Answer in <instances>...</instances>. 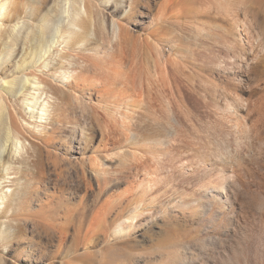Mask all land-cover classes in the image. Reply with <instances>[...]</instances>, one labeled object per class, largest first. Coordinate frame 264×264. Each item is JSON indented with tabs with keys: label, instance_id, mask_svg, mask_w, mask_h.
Listing matches in <instances>:
<instances>
[{
	"label": "rangeland",
	"instance_id": "374dc122",
	"mask_svg": "<svg viewBox=\"0 0 264 264\" xmlns=\"http://www.w3.org/2000/svg\"><path fill=\"white\" fill-rule=\"evenodd\" d=\"M114 1L102 7L104 15L111 14ZM212 1L199 9L197 20L192 12L185 20L172 17L150 36L146 19L155 0H136L128 21L129 33L143 36L142 67H148L150 59L160 58L157 88L149 94L152 107L148 111V107L137 105L139 118L146 114L168 119L177 133L173 144L163 149L139 142L132 145L129 138L120 142L110 139L108 147H130L156 156L141 164L155 165L156 172L150 178L156 183L144 194L153 200L136 208L123 203L104 212V197L117 193L129 196L142 177L130 182L133 169L121 172L122 184L94 200L92 188L73 176L78 165L72 158L52 161V155L67 151L78 138L75 128H59L54 133L56 143L43 150L41 173L33 180L22 211L8 218L14 232L5 242V250L0 246L4 264H176V260L182 261L178 264H264V54L248 59L233 47L232 37L226 36L222 39L224 48L210 56L215 73L194 71L189 79L175 71L178 57L175 51L170 53L175 42L198 44L206 40L202 34L211 26L207 16L217 14L218 2ZM40 8L34 9L30 21H36ZM218 8L223 16L224 3ZM263 14L258 13L259 17ZM197 60V64L204 62L200 57ZM218 63L222 65L216 67ZM126 65H130L128 59ZM223 83L231 85L237 97V121L223 102H213L202 94V88L218 91ZM129 93L136 98L135 92ZM12 101L7 108L13 114L17 103L12 105ZM77 110L70 109L67 114L80 127L87 116L74 112ZM139 122L143 126L144 122ZM133 123L129 128L136 131ZM19 175L30 176L24 169L11 174ZM214 186L222 191H214ZM67 210L71 216L64 222L62 215ZM48 212L59 213L61 218L45 219L42 214ZM101 222L104 225L97 228ZM119 224L124 230L115 232ZM87 252L91 256L86 258ZM75 253L81 261L74 258Z\"/></svg>",
	"mask_w": 264,
	"mask_h": 264
},
{
	"label": "bare ground",
	"instance_id": "6f19581e",
	"mask_svg": "<svg viewBox=\"0 0 264 264\" xmlns=\"http://www.w3.org/2000/svg\"><path fill=\"white\" fill-rule=\"evenodd\" d=\"M209 1L211 2L155 0L153 12L146 19L148 36L153 33L152 30H157L172 17L185 20L184 16L192 12L193 18L197 20L199 9L207 7ZM109 2L110 0H0V20H7L0 21L2 250H5L3 246L14 232L8 218L22 211L26 194L33 180L41 173L43 150L50 143H56L54 133L62 127L75 128L78 138L73 139V144L67 151L60 155L51 154L52 161L58 163L72 158L78 165L73 176L81 178L86 184L84 186L92 188L95 192L94 200L97 201L112 186L122 184V177L118 176L121 172L133 169L130 182L142 177L135 182V190L129 196L117 193L104 197L101 202L104 212L106 208L123 203L136 208L153 200L144 194L156 183V180L150 178L151 173L156 172L155 167H152L155 165L141 167V164L146 158L153 160L156 156L149 151L148 156L130 147L109 148L108 141L118 139L120 142L129 138L132 145L139 142L152 149H163L170 143L173 144V137L177 132L168 119L159 120L146 114L139 118L141 115L139 116L137 105L148 107V111L152 107L149 94L157 88L155 78L161 73L160 58L150 59L146 68L141 65L143 51L140 43L143 36L140 34L133 37L128 31V21L134 12L136 0H115L111 14L104 15L102 7ZM217 2L219 6L223 2L226 10L222 11V16L217 5L214 11L217 16H207L211 26L202 34L206 40L198 44L175 42L170 47V53L175 51L178 57L175 71L179 75L190 79L194 71L215 73L210 67V56L224 48L222 39L226 36L232 37L235 42L234 46L233 43L229 45L236 46L248 59L264 54V0ZM35 5L40 6L38 8L41 10L36 21L32 22V12L38 9ZM20 8L24 9V15H21ZM259 12L263 14L262 17H259ZM10 15L13 19H10ZM202 53L206 55L203 56ZM199 57L204 61L202 64H197ZM127 59L130 61L129 66L126 65ZM164 61L168 63L169 58L165 57ZM221 65L222 63H218L216 67ZM186 68L187 71L184 70ZM213 84L217 86L215 82ZM220 87L218 91L204 87L202 94L213 102H223L222 106L230 109L237 121L239 105L233 88L225 83ZM129 91L135 92L133 94H136V98ZM91 95L96 98L93 99ZM11 98L12 105L17 103L13 114L7 108ZM70 109H78L74 112L87 116L85 124H80L79 127L78 123H73L67 114ZM139 121L144 122L143 126L139 125ZM131 122L136 125L132 126L137 127L136 131L130 130L128 124L132 125ZM22 169L27 170L30 176H11L12 172ZM217 187L214 186L213 190L222 191V188ZM42 216L45 219L61 218V214L53 212ZM69 216L71 211L63 212L64 222L68 221ZM103 216L106 215L103 213ZM102 225V222L99 223L97 228ZM122 230L124 227L121 224L114 228L115 232ZM101 234L105 236L104 232ZM77 255L72 257L81 261L82 258ZM89 256L91 254L87 252L86 258ZM178 263L182 261L176 260V264ZM0 264H4L2 254Z\"/></svg>",
	"mask_w": 264,
	"mask_h": 264
}]
</instances>
